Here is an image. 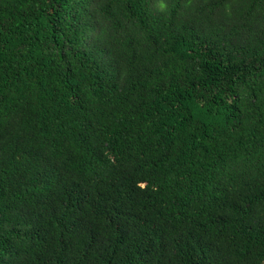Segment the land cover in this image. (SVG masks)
<instances>
[{
  "label": "trees",
  "instance_id": "trees-1",
  "mask_svg": "<svg viewBox=\"0 0 264 264\" xmlns=\"http://www.w3.org/2000/svg\"><path fill=\"white\" fill-rule=\"evenodd\" d=\"M0 264H264V0H0Z\"/></svg>",
  "mask_w": 264,
  "mask_h": 264
}]
</instances>
